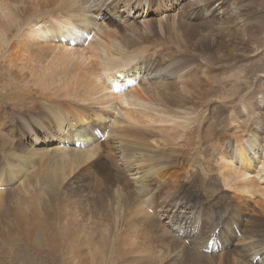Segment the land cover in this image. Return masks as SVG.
<instances>
[{
    "label": "bare ground",
    "instance_id": "6f19581e",
    "mask_svg": "<svg viewBox=\"0 0 264 264\" xmlns=\"http://www.w3.org/2000/svg\"><path fill=\"white\" fill-rule=\"evenodd\" d=\"M46 1L50 3L49 0H0V18L9 17L7 24L0 20V62L6 63L7 69L10 66L19 68L20 71L15 70L24 74L27 83L45 91L48 102L34 104L38 106L37 109H48L50 127L36 131L38 133L33 135L34 145H43L36 149L39 151L47 149L44 146L52 143L53 146L57 143L58 147L49 150L53 154L49 158L52 164H40L42 158L31 170L33 159L41 152L26 148L4 152L0 158H3V163L0 161V183L6 179L14 182L21 178L13 187L25 188L28 185L29 188L30 180L44 174L46 186L55 187L63 184L66 174L76 170L71 178H79L73 186L78 191H84L89 183H93L105 185L124 198H135L136 194L130 190L128 176L125 175L131 171L132 165L119 168L106 150L111 145L108 140H103L104 145H94L100 141L99 137L93 129L84 131L85 127L97 125L106 134L107 127L113 125L109 135L138 145L143 155H149L152 151L157 153L155 150L161 143L173 141L177 137L175 132L149 129L152 120L150 115L145 114V108L136 111L139 109L137 106L134 110L133 105L127 104L134 100L141 107L154 105L150 99L145 101L141 93L169 105L201 104L209 79L205 75H209V71L213 70L210 67L215 63L206 60V51L213 60L218 59L217 54H221V60H249L252 50L241 48L251 44L258 31L249 11L250 3H234L233 9H228L227 3H216L210 7L207 0H184L183 3H180L183 0H117L120 4L112 3L114 0H107L109 3H102L103 0H63L54 3L58 10L51 12L50 8H43L42 2ZM130 6H138L140 10L136 14L130 13ZM245 7L247 11L243 12ZM231 11L233 16H230ZM215 12L222 13L221 21L217 19L220 22L210 19ZM118 14L121 21L115 22L112 16ZM234 19L240 22L241 29L235 30V26L226 35V28L235 25ZM229 23L232 25L224 26ZM89 33L91 36L87 40ZM155 40L168 41L181 57L168 61L164 67L147 56L139 61L145 51L139 42ZM72 41H76L74 45ZM93 54H96L95 63L90 61ZM195 56L201 57L195 60ZM141 69L152 81L151 85L142 90H126L128 77L132 75L135 80L133 72ZM161 72L160 79L154 76ZM195 72L202 75L192 78L197 76ZM242 79L243 76H238L237 81ZM64 98L71 101H63ZM239 100L242 106L238 109L239 117L250 122L244 136L225 133L221 131V124L214 121L203 129L206 136L213 134L218 143L214 145L219 146L213 158L214 165H204L203 179L197 186H202L197 193L203 191L199 195L201 204L205 205H195L196 208L190 209L186 206L189 204L178 200L171 209L162 206L157 212L143 199L142 196L162 188L166 196L160 197L158 202L181 192L182 183L178 184V175L164 170L169 165H148L146 173L135 179L138 193L141 194L137 193L136 196L139 205L149 213L138 209L143 221L150 226L153 220L151 214L161 224L155 225L160 234L147 226L150 230L147 237L157 247L153 252L162 251L159 248L165 249L166 255H172V264L264 263V157L259 165L257 162L252 164L244 152V148L247 151L256 146L258 154L264 156V95L249 102L248 94H244ZM115 108H118V116L113 114L116 120L111 122V117L108 119L106 115L109 109L114 111ZM151 109L148 110H154ZM50 113L54 114L53 117ZM160 116H164V113ZM89 118L94 119L95 123L86 124ZM231 120L229 116L227 121ZM54 127L64 129L56 133ZM98 134L102 136L99 131ZM23 140H26L24 136ZM162 152L160 150L158 153ZM251 157L254 161L255 157ZM102 159L103 164H108L107 172L101 170V166H105L100 165ZM135 172L138 173L137 170ZM188 174L184 175L182 182L187 189L193 190L194 183ZM23 176L26 178L23 179ZM71 178L64 184L70 183ZM188 182L191 184L188 185ZM5 185L8 184L3 183L0 188ZM224 187L233 192L228 193L230 190ZM220 189L221 196L216 192ZM14 191L12 188L10 193ZM214 206L221 207V210L214 211ZM150 207L155 212L148 211ZM184 210H189L188 217L181 214ZM159 212L162 214L156 218L155 213ZM169 212L171 214L166 218ZM213 232L218 234L216 241L210 236ZM187 241L191 246L186 245ZM234 246L240 249L239 253L226 250ZM215 249L218 251L213 253Z\"/></svg>",
    "mask_w": 264,
    "mask_h": 264
},
{
    "label": "rangeland",
    "instance_id": "374dc122",
    "mask_svg": "<svg viewBox=\"0 0 264 264\" xmlns=\"http://www.w3.org/2000/svg\"><path fill=\"white\" fill-rule=\"evenodd\" d=\"M58 1L63 0H49L50 3H47V1L42 2L43 6H45L43 8L48 7L51 12H56L58 10L56 9L57 4L54 3ZM176 1L180 2L181 0ZM104 2L109 3L107 0H103L102 3ZM183 2L185 1L183 0L180 3ZM112 3L120 2L114 0ZM207 3L211 5L210 7H214L216 3H227L228 9H233L234 6L232 7V5L234 3L238 5L250 3L251 9L249 11L251 10V17L256 22L258 31L253 36L252 43L241 48V50H252L249 60L246 61L243 58L236 61L221 60V54H217L218 59L213 60L206 51V60L208 62L211 61L210 63L215 61V63L210 67L213 70L209 71V75H205L209 79L204 90V100L201 101V104L194 106L169 105L163 101L148 97L141 92L145 101L150 99V101H154V105L148 104L149 106H146L145 104V106L141 107L134 100L127 104L133 105L132 109L134 110L136 109L135 106H137L140 110L136 109V111H142V108L146 109H144L145 114L150 115L152 120V126H149V129L170 130L175 132L177 137L173 141L161 143L159 146L155 144V146H158L157 150H155L157 153L152 151L149 155H143L141 148L136 144L120 141V138H112L110 135L107 137L100 136L91 127L94 126L90 124L95 123L94 119H87L86 124L90 125L84 129L86 132L89 129H93L97 133L99 140H105L106 138L109 143L116 145L119 159L115 161L116 164H122L120 166L117 165L119 168H127L128 165H132L131 171H128L125 175L128 176L127 181L131 185L130 190H133L134 187L136 188L135 192H132L136 196L138 193V182H135V179H139L143 173H146L148 165H169L170 167L164 168V170L167 173L172 171L178 175V184L182 183L181 192L169 195L160 202H158V199L166 196L164 188L157 191L153 190L142 196L157 212L162 206H165V209H171L178 200H181V203L189 204L186 206H189L190 209L205 205L204 203L201 204L202 198L199 195L203 191L199 194L197 193L202 186H197L203 179L204 165H214L213 158L219 146L214 145L217 142L213 134L206 136L203 129L214 121L221 124V131L227 134L244 136V130L249 121H246L244 117H239L238 109L242 107L239 99L242 95L248 94L249 102H252L255 97L264 95V0H207ZM122 4L124 5V3ZM154 8L153 5L152 9ZM242 11L246 12V7ZM201 12H204L202 8ZM118 15L121 17L120 14ZM230 16H233L232 11ZM220 17L223 18L222 13L215 12L210 19L214 18V21L220 22ZM207 19L209 20V18ZM0 20L6 23L9 17H3ZM234 21L236 20L234 19ZM246 21L245 19L244 22ZM238 22L236 21L233 26H231L232 23L227 24L228 26L225 24V27L231 26L226 28L227 32L225 34H228L235 26H237L235 30L241 29L239 26L240 22ZM232 34L230 36L234 40ZM209 36L211 37V34ZM148 44L149 46L147 47ZM139 45L145 49L139 61L147 56L158 61L164 67L168 61L177 60L181 57L175 51L174 46H171L165 40H155V42L149 43L141 41ZM94 55L96 54L91 55V63L96 62ZM201 56H195L194 58L196 60ZM195 66L196 64L193 65V67ZM8 68L10 69H7L6 63L0 62V158L4 152L10 149L18 151L26 148L42 153L37 155L40 158L36 157L33 159V166L29 168L30 170L42 158L40 164H52L49 158L53 154L49 150L57 146V143H54L55 146H53V143L45 145L44 147L47 149L39 151L36 149L43 145L35 146V141L33 140V135L38 133L36 131L50 127L51 119L50 117L48 118V109H37L38 106L35 105L48 102L45 91L30 82L27 83L24 74L18 72L20 71L19 68L11 66ZM202 68L206 70L204 67ZM162 72L154 76L160 79ZM195 74L197 76L192 78L202 75L198 74V72H195ZM146 75V73L143 74L142 69L134 71L133 76L136 81L132 79V75L129 76L127 83H125V89L128 91L133 88L142 90L143 87L151 85L150 82L152 81L147 79ZM23 76L24 80L22 79ZM238 76H243L244 80L237 81ZM62 100L71 101L68 98ZM39 101L41 103H38ZM52 101L56 102L57 99ZM89 105L93 107L92 103H89ZM149 108L154 110L151 109L152 111H149ZM162 113H164V116H160ZM50 115L53 117L54 114L50 113ZM112 115L113 110L109 109L106 117L109 119ZM114 115L118 116L116 113ZM229 116L232 117L230 122L227 121ZM218 123H215V125L218 126ZM63 129L64 127L61 129L54 127L56 133ZM23 136L26 140H23ZM160 150L164 152L158 153ZM251 151H253L252 154H250ZM244 152L252 164L257 162V165H259V161H262L264 157L258 154L256 146L248 148L247 151L244 148ZM251 155L255 157L254 161ZM0 161L3 163V158ZM103 163L104 160L102 159L100 165ZM75 172L76 170L71 174H66L63 184L55 187L46 186L44 174L42 176L37 175V177L30 180L28 182L30 183L29 188L28 185L25 188L13 187L21 178L14 182L8 179L3 181V183L8 185H5L3 190L0 188V195H2L0 197V264H172V255H166L165 249L159 248L162 251L153 252L157 247L147 237V233L150 231L148 227L155 233L160 234L155 225L156 223L158 226L161 224L151 214L150 216L153 220L150 226L149 223L143 221V216H141L138 209L145 214L147 211L136 202L134 197L124 198L105 185L93 183H89L84 191H78L73 186L76 185L79 178L75 176L71 178ZM186 173H189L188 175L192 177L193 190L187 189L185 187L187 185H183L182 180ZM26 176H23V179ZM69 178L72 179L70 180L71 182L64 184ZM133 179L134 181H132ZM3 183H0V185ZM190 184L188 182V185ZM163 187L165 186L163 185ZM12 188L15 191L10 193ZM22 189H24V192H22ZM225 189L228 193L233 192L231 189ZM216 192L221 196V189L216 190ZM195 199L198 205L194 203ZM188 201L189 203H187ZM214 207V211L221 210V207ZM188 211L184 210L181 214L188 217L190 215ZM158 214L160 216L162 213L159 212ZM158 214L155 213L156 218H159ZM170 214L171 212L166 215V218ZM75 218L79 220V223H77L78 220ZM186 245L191 246L190 241H187ZM234 248L237 249V246H234ZM203 250L209 252L208 249ZM215 251L216 249L213 250V253ZM258 262L261 263L262 261Z\"/></svg>",
    "mask_w": 264,
    "mask_h": 264
}]
</instances>
